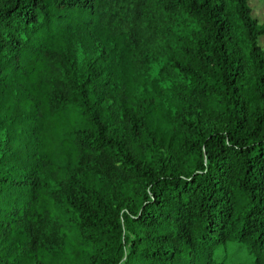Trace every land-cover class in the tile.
<instances>
[{"label":"trees","instance_id":"trees-1","mask_svg":"<svg viewBox=\"0 0 264 264\" xmlns=\"http://www.w3.org/2000/svg\"><path fill=\"white\" fill-rule=\"evenodd\" d=\"M261 36L249 0H0V264H264Z\"/></svg>","mask_w":264,"mask_h":264},{"label":"rangeland","instance_id":"rangeland-1","mask_svg":"<svg viewBox=\"0 0 264 264\" xmlns=\"http://www.w3.org/2000/svg\"><path fill=\"white\" fill-rule=\"evenodd\" d=\"M249 5L252 9V15L254 18L258 20L259 23H264V0H249ZM124 43L126 41L122 37H116L109 42L108 49H113L115 47L117 49L113 51L110 55V63L108 67V71L118 79V74L120 73L119 67L124 60L128 57L123 48ZM259 43L264 49V36L259 38ZM124 49V52H123ZM161 68V64H154L150 67L145 68V74L143 77H135L131 78V81L137 84L138 91H141L145 96H149L155 98L156 94L159 92V88L156 87L155 79L158 75V72ZM121 74V73H120ZM173 88H178L176 85ZM172 93H180L185 95L183 90H176ZM171 93L168 95L170 97ZM176 101H172V107L175 108ZM161 125L165 126V120L163 118L158 119ZM157 124V123H156ZM158 125V124H157ZM221 253H226L227 263L226 264H259L256 262L255 258L251 253L247 250L245 246H240L237 244H230L227 249H222Z\"/></svg>","mask_w":264,"mask_h":264}]
</instances>
